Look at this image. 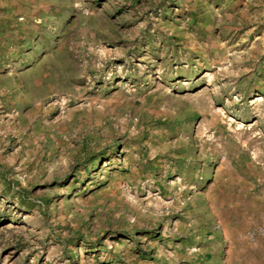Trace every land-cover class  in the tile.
<instances>
[{"label": "rangeland", "instance_id": "1", "mask_svg": "<svg viewBox=\"0 0 264 264\" xmlns=\"http://www.w3.org/2000/svg\"><path fill=\"white\" fill-rule=\"evenodd\" d=\"M0 264H264V0H0Z\"/></svg>", "mask_w": 264, "mask_h": 264}]
</instances>
